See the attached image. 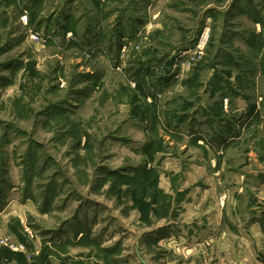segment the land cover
Returning a JSON list of instances; mask_svg holds the SVG:
<instances>
[{
	"label": "rangeland",
	"instance_id": "1",
	"mask_svg": "<svg viewBox=\"0 0 264 264\" xmlns=\"http://www.w3.org/2000/svg\"><path fill=\"white\" fill-rule=\"evenodd\" d=\"M227 138L263 168L264 0H0V264H162Z\"/></svg>",
	"mask_w": 264,
	"mask_h": 264
},
{
	"label": "crops",
	"instance_id": "2",
	"mask_svg": "<svg viewBox=\"0 0 264 264\" xmlns=\"http://www.w3.org/2000/svg\"><path fill=\"white\" fill-rule=\"evenodd\" d=\"M229 139L203 143L211 176L193 185L188 171L186 184L161 186L176 197L167 201L160 231L146 240L168 251L162 264H264V165L234 171L221 151Z\"/></svg>",
	"mask_w": 264,
	"mask_h": 264
}]
</instances>
